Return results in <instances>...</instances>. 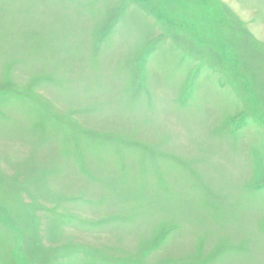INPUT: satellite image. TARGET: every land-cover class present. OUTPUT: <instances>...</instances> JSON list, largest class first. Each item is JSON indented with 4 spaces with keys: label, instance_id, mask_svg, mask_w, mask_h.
Listing matches in <instances>:
<instances>
[{
    "label": "rangeland",
    "instance_id": "374dc122",
    "mask_svg": "<svg viewBox=\"0 0 264 264\" xmlns=\"http://www.w3.org/2000/svg\"><path fill=\"white\" fill-rule=\"evenodd\" d=\"M0 264H264V0H0Z\"/></svg>",
    "mask_w": 264,
    "mask_h": 264
}]
</instances>
